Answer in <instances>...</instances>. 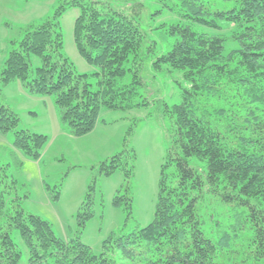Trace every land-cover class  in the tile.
I'll use <instances>...</instances> for the list:
<instances>
[{"label":"trees","instance_id":"16d2710c","mask_svg":"<svg viewBox=\"0 0 264 264\" xmlns=\"http://www.w3.org/2000/svg\"><path fill=\"white\" fill-rule=\"evenodd\" d=\"M181 2L190 12L186 17L198 24L219 28L218 19L229 22L235 28L229 39L240 47L225 54L228 38L209 36L189 26L170 28V34L179 39L156 65L182 71L189 88L182 104L167 106L174 120V140L161 169L153 221L133 233L112 234L103 242V252L96 254L78 237H59L50 222L24 210L22 199H14L7 209V191L0 190L4 221L0 225V264L20 263L22 255L11 237L12 229L19 231L29 250V264H116L108 255L115 249L127 264H221L244 248L249 260L253 256L264 264V0H235L231 10L217 12L204 0ZM72 7L80 9L74 26L76 48L99 70L92 75L77 74L63 55L60 21ZM142 9L136 4L131 13L124 14L93 0L63 2L53 17L26 26L23 37L12 41L3 82L19 83L31 96L53 97L61 124L74 137L91 133L103 109L126 111L143 106L139 102L141 52L148 42V51H154L156 43L140 28ZM34 56L40 58L41 66H32ZM129 71L134 75L132 83L121 84ZM231 84L237 91L234 96L225 89ZM18 124V115L0 105V132H15V148L39 160L47 136L17 131ZM134 161L135 155L126 150L102 163L100 173L110 177L124 171L130 179ZM171 167L172 172L168 171ZM15 184V180L5 183ZM93 191L95 183L78 216L79 234L95 215ZM120 192L113 205L131 216L130 189L124 195ZM60 196L57 191L52 201L59 202ZM207 196L244 208L247 232L232 225L208 237L198 209Z\"/></svg>","mask_w":264,"mask_h":264},{"label":"rangeland","instance_id":"374dc122","mask_svg":"<svg viewBox=\"0 0 264 264\" xmlns=\"http://www.w3.org/2000/svg\"><path fill=\"white\" fill-rule=\"evenodd\" d=\"M66 1L0 0V105L18 115L17 131H29L48 138L42 157L33 160L15 148V132H0V179L4 180L0 190L7 191V209L11 208L14 199L20 198L24 210L50 222L59 237L66 240L78 237L96 254H101L103 242L112 234L142 230L154 219L161 169L174 140V120L167 106L172 108L182 104L183 93L189 88L182 71L167 66L159 69L156 65L158 58L170 51L179 39L170 34V28L176 25L189 26L209 36L228 38L225 54L240 46L229 39L235 31L229 22L218 19L219 28L198 24L186 17L190 12L181 0H93L124 14L131 13L136 4H141L142 16L138 19L140 28L150 41L156 43V48L148 51L151 46V42H148L141 52L143 59L140 76L143 84L139 89V102L144 105L126 111L103 109L91 133L74 137L61 124L53 97L31 96L19 83L6 84L2 80L5 62L13 49L12 41L23 37L22 29L26 26L43 23L53 17L59 6ZM234 1L204 0L213 12L231 10ZM79 15L80 9L72 7L61 17L63 55L77 74L92 75L99 71L98 68L81 57L74 41V26ZM210 17L217 18L214 15ZM32 66H41L39 57L32 58ZM129 67L132 70V65ZM133 78V73L129 71L119 82L128 85ZM91 82L95 83V80ZM233 85L225 87L232 96L237 92ZM237 100L238 96L233 98V104ZM126 150L135 155L132 178L127 179L124 171H118L110 177L101 175L102 163ZM192 165L195 166V163L192 162ZM168 171L172 172L173 168ZM5 175L8 179L3 178ZM13 180L16 181L15 185H5ZM94 183L92 197L95 215L79 234L78 216L84 212L82 206ZM128 188L133 200L131 216L124 208L113 205L117 192L120 190L119 195H124ZM57 191L61 192V196L59 202L55 203L51 195ZM198 209L208 237H216L232 225L241 229L243 234L247 232L248 224L242 214L244 208L234 203L226 204L207 196L200 202ZM3 223L0 218V225ZM10 234L22 255L19 264H29V250L19 231L12 229ZM108 255L116 264H127L118 249ZM221 264L262 262L254 261L253 256L249 260V251L244 248L222 259Z\"/></svg>","mask_w":264,"mask_h":264}]
</instances>
